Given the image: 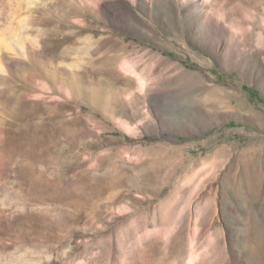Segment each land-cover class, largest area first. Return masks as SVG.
<instances>
[{
  "label": "rangeland",
  "instance_id": "1",
  "mask_svg": "<svg viewBox=\"0 0 264 264\" xmlns=\"http://www.w3.org/2000/svg\"><path fill=\"white\" fill-rule=\"evenodd\" d=\"M0 264H264V0H0Z\"/></svg>",
  "mask_w": 264,
  "mask_h": 264
},
{
  "label": "bare ground",
  "instance_id": "2",
  "mask_svg": "<svg viewBox=\"0 0 264 264\" xmlns=\"http://www.w3.org/2000/svg\"><path fill=\"white\" fill-rule=\"evenodd\" d=\"M202 2H204L205 0H201ZM123 72H128V69L126 68V67H123ZM122 71V70H121ZM140 82V81H139ZM143 82L141 81V84H142Z\"/></svg>",
  "mask_w": 264,
  "mask_h": 264
}]
</instances>
